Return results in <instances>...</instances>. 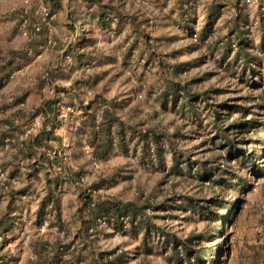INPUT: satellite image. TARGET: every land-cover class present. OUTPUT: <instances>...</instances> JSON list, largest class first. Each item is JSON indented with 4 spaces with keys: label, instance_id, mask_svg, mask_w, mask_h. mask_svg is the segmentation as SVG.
I'll use <instances>...</instances> for the list:
<instances>
[{
    "label": "rangeland",
    "instance_id": "obj_1",
    "mask_svg": "<svg viewBox=\"0 0 264 264\" xmlns=\"http://www.w3.org/2000/svg\"><path fill=\"white\" fill-rule=\"evenodd\" d=\"M36 118L49 137L27 145ZM235 120L254 121L228 131L252 158L229 166L213 138ZM9 215L0 264H184L175 235L264 264V0H0Z\"/></svg>",
    "mask_w": 264,
    "mask_h": 264
},
{
    "label": "trees",
    "instance_id": "obj_2",
    "mask_svg": "<svg viewBox=\"0 0 264 264\" xmlns=\"http://www.w3.org/2000/svg\"><path fill=\"white\" fill-rule=\"evenodd\" d=\"M174 89H175V92L183 90V92L185 94H190L189 90L185 86H183L179 83L174 85ZM189 97L191 100H193L197 96L194 97L190 94V96L188 95V98ZM42 109L44 110V112H45L46 116H48V118H49V115H52V112L55 111V109L52 107L51 102H49V101L45 102ZM244 110L250 111V109L247 107H244ZM216 119H217V125H218L221 121V117L219 115H216ZM251 122L254 123V121L235 120L233 122H230L226 128L218 127L217 136H215L213 139L221 141V143H220L221 144L220 145L221 151L219 152V157L225 159L229 166H232L231 163L234 161L237 162L240 160V161L245 162V160H247V159L250 160V158H252V157H250L249 153L246 151L245 148L239 146V142H241V141H236L234 136H231L228 133V131H230V129H232V128H234V129L242 128V130L244 132H248L249 128L254 126L253 124H251ZM224 130L227 131V133H223ZM49 133H50V130L45 125L36 134L31 133L32 135L28 136L23 141L24 142L26 141L25 143L27 145L28 144L34 145L33 144L34 142L39 143L43 139H46L47 135L49 137ZM30 147H32V146H30ZM252 162H254V161L252 160ZM205 164H206V162L201 165V170L203 171L204 176H207V174H209L211 171H210V169L206 168ZM215 168H216V170L214 171V173L212 175H210V178H209V180L210 181L212 180V182L214 180V176L220 172H223L225 169L222 167V165H218ZM230 173H232V171ZM201 176H203V175H201ZM189 200H192V198H189ZM211 202L213 204H217V205H220V204L222 205V202H223L225 209L228 206V204H230L229 202L224 201V200H219L218 198H212ZM201 208L203 209L204 207L201 206ZM207 212H208L207 215L215 216L219 220V227L224 224L225 213H222V212L221 213L220 212L215 213L213 210H207ZM173 240H174L173 241L174 254H177L179 246L182 247V249L184 250V254H185L183 257L184 258V264H214L213 260H210V256H211L212 252L211 251L209 252L206 247L200 246L197 249L193 248L194 240L192 239V237H189L185 240V239H179L178 236L175 235V236H173Z\"/></svg>",
    "mask_w": 264,
    "mask_h": 264
},
{
    "label": "built area",
    "instance_id": "obj_3",
    "mask_svg": "<svg viewBox=\"0 0 264 264\" xmlns=\"http://www.w3.org/2000/svg\"><path fill=\"white\" fill-rule=\"evenodd\" d=\"M53 18V14H52V10L49 6L47 7H42V10H41V14H40V22L37 23L36 25H34V27L32 28L33 31H40L41 30V27L42 25H46V24H49L50 20ZM28 23L27 21H24V24H23V27H22V31H23V34L28 36L29 34V28H28ZM41 121L39 118H36L31 126L29 127V132L30 131H38L39 129H41Z\"/></svg>",
    "mask_w": 264,
    "mask_h": 264
},
{
    "label": "crops",
    "instance_id": "obj_4",
    "mask_svg": "<svg viewBox=\"0 0 264 264\" xmlns=\"http://www.w3.org/2000/svg\"><path fill=\"white\" fill-rule=\"evenodd\" d=\"M30 26V25H29ZM28 26V27H29ZM38 34H35V35H37V38L35 39V41L38 43L39 42V40L41 39V32H37ZM33 44V43H32ZM34 45L37 47L38 46V44H36V43H34ZM37 62V60H27L26 61V63H28L27 64V68H29L32 64H34V63H36ZM32 63V64H31ZM33 134H36L35 132L33 133ZM26 151V150H25ZM10 217V218H9ZM13 217H11V215H9L8 216V220H3V221H1L0 220V229H2V230H5L6 229V231L7 230H9V229H11V226L13 225V223H14V221H13Z\"/></svg>",
    "mask_w": 264,
    "mask_h": 264
}]
</instances>
